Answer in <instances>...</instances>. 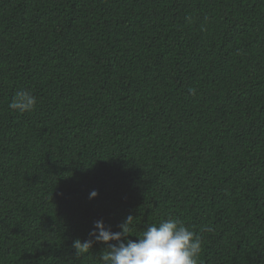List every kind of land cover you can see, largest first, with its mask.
I'll return each mask as SVG.
<instances>
[{"label": "trees", "instance_id": "16d2710c", "mask_svg": "<svg viewBox=\"0 0 264 264\" xmlns=\"http://www.w3.org/2000/svg\"><path fill=\"white\" fill-rule=\"evenodd\" d=\"M129 215L264 264V0H0V264H101Z\"/></svg>", "mask_w": 264, "mask_h": 264}, {"label": "clouds", "instance_id": "9594fccd", "mask_svg": "<svg viewBox=\"0 0 264 264\" xmlns=\"http://www.w3.org/2000/svg\"><path fill=\"white\" fill-rule=\"evenodd\" d=\"M195 95V90H189ZM35 96L27 90L17 91L9 108L20 114L30 113L36 107ZM98 193L93 190L89 199ZM135 218L129 215L112 231L103 221H95L89 238L83 242L73 241L72 247L77 255L91 251L94 244H103L105 250L100 254L101 264H199L202 252V239L196 232L176 218H168L149 225L135 240L129 239L130 225ZM212 231V228H207Z\"/></svg>", "mask_w": 264, "mask_h": 264}]
</instances>
